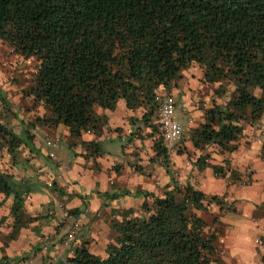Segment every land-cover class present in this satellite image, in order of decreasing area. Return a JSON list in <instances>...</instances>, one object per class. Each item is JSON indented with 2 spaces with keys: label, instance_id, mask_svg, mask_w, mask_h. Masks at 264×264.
<instances>
[{
  "label": "trees",
  "instance_id": "trees-1",
  "mask_svg": "<svg viewBox=\"0 0 264 264\" xmlns=\"http://www.w3.org/2000/svg\"><path fill=\"white\" fill-rule=\"evenodd\" d=\"M0 40L36 62L26 91L46 110L36 123L60 124L73 139L84 131L99 134L105 118L95 109L111 110L121 99L128 110L141 108L137 119L149 128L155 156L170 179V188L159 195L135 193L142 195L140 215L133 216L131 208L112 210L105 256L92 254L82 242L65 262L209 264L215 235L196 211L211 202L220 211L223 206L215 195L179 185L154 118L167 96L162 90L174 87L181 70L196 64L202 81L216 84L215 95L227 90L229 96L204 108L203 122L190 135L191 146L200 152L193 163L200 169L208 165V154L202 152L207 145L227 152L235 148L241 122L253 123L264 112V0H0ZM255 88L258 94L251 91ZM30 137L26 128L15 135L0 124V141L10 156L19 144L29 151ZM82 145L89 154H100L96 142ZM210 167L223 175L221 166ZM230 176L237 179L231 170ZM34 185L0 170V193L11 197L6 240L31 220L22 205L26 194L38 190ZM128 192L101 196L114 199ZM81 211L76 207L67 213ZM6 260L2 254L0 264Z\"/></svg>",
  "mask_w": 264,
  "mask_h": 264
},
{
  "label": "crops",
  "instance_id": "crops-1",
  "mask_svg": "<svg viewBox=\"0 0 264 264\" xmlns=\"http://www.w3.org/2000/svg\"><path fill=\"white\" fill-rule=\"evenodd\" d=\"M184 93L186 95L183 101L178 100L180 114L176 112V108L174 111V116L180 123V135L177 140L170 142V145L174 144V148L167 150L168 160L170 167L177 170L174 178L179 185L188 184L206 197L215 195L223 206L220 211L219 204L211 202L204 206V210L196 211V215L206 223V228L215 235L209 264H264V112L253 123L241 122L243 128L240 136L233 142L235 148L232 151H219L215 145L205 146L202 152L208 154V165L200 169L193 163L200 152L191 146L190 135L203 122V110L210 103L203 104L202 108L194 107L186 101L189 97L192 98L190 93ZM139 110L141 108L126 109L122 100L118 99L111 110L95 109L98 115L105 118L99 134L84 131L73 139L68 135L67 129L59 124L55 128L62 127L63 134L60 139L57 135L53 138L54 142L60 140L58 145L57 142L49 141L50 144L41 147L38 141L30 139L29 151L37 155L35 178L31 179L29 174L19 172L14 175L13 170H1L16 178L28 179L38 187L37 191L29 192L23 198L25 217L31 220L19 228L9 244L26 238L32 241L48 238V243L42 244L40 250L42 258L48 257V264L67 263L65 258L71 256L72 248L82 242H85V247L92 254H103L111 237L109 220L114 216L112 210L127 208L128 205L123 200L126 195L108 199L101 196V193L119 192L127 180L122 174L125 162L119 155L123 158L125 151L129 150L124 146L125 140L131 136L128 135L131 130L126 118ZM89 141L97 143L99 155L89 154L82 145V142ZM116 142L119 143L118 148ZM50 146L56 152L54 154V149L48 150L52 156L47 160V148ZM113 164L122 165L120 174H115L111 169ZM210 164L221 166L223 175H215ZM142 165V171L145 172H151L152 167H155L154 173L159 170L165 172L163 167L155 166L150 160L148 163L142 161ZM230 170L237 179L230 176ZM165 175V182L170 183L168 174ZM137 176L136 171L132 173L134 182ZM142 177L146 178L140 182L144 191H154L160 185L144 175ZM112 181L118 182L119 186H109ZM242 181L246 183L242 184ZM50 182L54 183V189L46 186ZM169 188L170 186L165 187L164 190ZM0 199L4 201V207L0 210V217L3 216L0 232L6 235L10 229L8 207L11 197L4 198L0 193ZM206 201L207 198L204 203ZM227 206L229 210L224 209ZM76 207L81 208V213H67L68 209ZM5 255L12 256L7 251Z\"/></svg>",
  "mask_w": 264,
  "mask_h": 264
},
{
  "label": "rangeland",
  "instance_id": "rangeland-1",
  "mask_svg": "<svg viewBox=\"0 0 264 264\" xmlns=\"http://www.w3.org/2000/svg\"><path fill=\"white\" fill-rule=\"evenodd\" d=\"M35 64L36 62L33 58H25L16 54L5 41L0 40V124L11 130L15 135H19L21 130L26 128L31 139L33 138L32 141H38L37 143H39L41 147H45L46 144H48L47 141L54 142L53 138L56 135L58 136V139H60V135L63 134V128L60 127L56 129V126L49 127L38 122L36 123L35 121V118L46 113V110L42 107L41 103L33 100L26 92L35 72ZM173 84L174 87L171 86L169 90L165 89L162 90V92L164 95H172L174 97L175 108L178 114H180L178 100L181 99L183 101V98L186 95L184 92L186 91L190 93L189 96H192V98L189 97L186 101L192 103L193 106L197 108H202L203 104H209L212 100L216 103H223L229 96L227 90L219 96L215 95L212 89L216 84L210 85L202 81V68L196 64H191L187 68L181 70L180 75L174 80ZM226 88H230V86H226ZM251 91L254 94H258V89L256 88ZM141 112L142 110H139V112L126 118L130 124L131 130V133L128 135L131 136H128L129 138L125 140L126 143L124 146L129 150L125 151L123 158L119 155V157H121L120 159L125 162L122 174L124 175V178L127 179L122 186L123 188L119 191H129L123 200L127 203V208L133 210V216L141 214L139 204L142 200V195H137L135 193L140 190L142 192V183H140L142 182V179H144L142 175L151 179L153 183L156 181L160 183L156 190L148 191L153 194H161L162 190L169 185L168 182H165L167 179L165 172H161L157 169L159 172L154 173L155 167L150 169L152 173L149 171H142V161L148 163L150 160L155 166H160L161 168L162 166L152 148V137L147 136L149 128L143 126L137 119V116H139ZM154 122L157 123V116L154 118ZM59 141L60 140L55 141L57 142V145L59 144ZM164 144L169 150L174 148V144L170 145V142ZM115 145L117 148L119 147L118 142H116ZM12 149V156H10V154L6 152V147L3 142L0 141V170H13L15 172L14 175L19 172L21 174H29V178L31 179L35 178V173L37 171L36 153L28 151L27 147H24L22 144L12 147ZM53 149L55 154V148L51 146L47 148V160H50L49 158L52 156L49 155L48 150ZM168 162L170 166V161ZM121 167V164L111 165V169L115 174H120ZM170 169L173 176H176L177 170L172 167H170ZM135 171L138 176L134 182L131 176ZM114 173L110 172L113 177H115ZM145 173L147 175H145ZM117 183L118 182H116V185L114 186H119ZM121 185L122 184H120V187ZM87 198L89 199V197ZM147 201L149 202L150 199L147 198ZM3 207L4 201L0 199V210H2ZM122 209L126 208H117L116 210L118 212ZM116 218H120V213ZM48 241V238L33 241L30 238H26L24 241H15V244H9L10 240H6V235L0 232V243L2 246H0V255L3 253L5 254L6 251L7 254L12 255H6L7 260L4 261V264H48V257L42 258V255L40 254L42 244L45 245ZM3 244H5V246H3ZM101 256H105V253L103 252Z\"/></svg>",
  "mask_w": 264,
  "mask_h": 264
},
{
  "label": "built area",
  "instance_id": "built-area-1",
  "mask_svg": "<svg viewBox=\"0 0 264 264\" xmlns=\"http://www.w3.org/2000/svg\"><path fill=\"white\" fill-rule=\"evenodd\" d=\"M175 99L172 95H167L162 101L157 111L158 130L165 143L173 142L179 138L180 123L174 116ZM50 144L49 141H47ZM51 155V153H49ZM245 184L246 181H242Z\"/></svg>",
  "mask_w": 264,
  "mask_h": 264
}]
</instances>
